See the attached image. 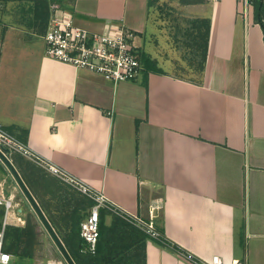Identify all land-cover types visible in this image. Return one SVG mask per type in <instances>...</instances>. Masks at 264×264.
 <instances>
[{
  "label": "crops",
  "instance_id": "0c3cea01",
  "mask_svg": "<svg viewBox=\"0 0 264 264\" xmlns=\"http://www.w3.org/2000/svg\"><path fill=\"white\" fill-rule=\"evenodd\" d=\"M47 1L46 20L37 0H0V124L132 214L148 221L156 207L155 225L173 246L225 264H264V29L254 9L246 18L241 0H174L185 35L210 21L205 61L194 43L181 74L146 49L154 0ZM53 3L61 17L93 32L123 22L161 71L146 63L138 78L115 84L47 56ZM17 159L55 225L90 208L76 188L82 198L71 203L48 187L49 176L62 180L42 167L39 177L32 162ZM15 191L6 197L17 209L3 206V228L18 216L27 222ZM146 264L192 263L149 238Z\"/></svg>",
  "mask_w": 264,
  "mask_h": 264
},
{
  "label": "built area",
  "instance_id": "2783aa9c",
  "mask_svg": "<svg viewBox=\"0 0 264 264\" xmlns=\"http://www.w3.org/2000/svg\"><path fill=\"white\" fill-rule=\"evenodd\" d=\"M254 1L241 0L242 13L246 18L249 12L254 9ZM50 9L51 14L45 33L47 56L71 64L78 69L91 71L115 84L134 80L145 70L141 36L128 28L123 22L110 24L105 32H93L75 24L72 16L61 17L58 4L53 3ZM4 147L10 150V154H7L10 158L14 154L22 155L39 166L46 168L60 180L72 185L95 202L90 214L82 221L80 229V236L87 244V251L96 252L100 237L101 210L103 209L133 222L153 239H165L154 222V210L156 207H152L150 220L148 221L132 214L104 193L95 190L68 172L39 157L29 149L26 143L22 142L0 124V150L3 152H5ZM3 190V183H0V206H4L9 212L14 203L12 199L5 196ZM4 242L5 227L0 230V264H11L14 256L4 250ZM178 252L192 264H225L224 260L218 255L210 259H203L181 249ZM48 264L58 263L50 261ZM233 264L251 263L238 260Z\"/></svg>",
  "mask_w": 264,
  "mask_h": 264
},
{
  "label": "trees",
  "instance_id": "16d2710c",
  "mask_svg": "<svg viewBox=\"0 0 264 264\" xmlns=\"http://www.w3.org/2000/svg\"><path fill=\"white\" fill-rule=\"evenodd\" d=\"M37 2L39 3L40 8L39 15H42V12H44V15L46 16L45 19L47 20L50 3H48L47 0H37ZM253 4L255 20L260 23L264 29V0H255ZM198 25L199 28L202 29L199 31V34H194L192 37L194 41L199 42L200 44V60L203 59L202 62H204L208 53L210 21L205 20L200 21L199 23L196 22L195 27ZM202 45H204V48ZM145 58L143 57L145 66L146 63L147 65L149 64L148 66L151 64L155 70L159 72L161 71V69L157 67L155 61ZM17 156L18 154L12 155V159L21 172ZM22 176L39 201L30 182L23 174ZM94 204L95 202L90 199L89 205L92 207ZM107 214L112 215V220L109 224L105 221ZM4 217L5 208L0 206V230L3 228ZM48 217L77 264H146V241L149 238H153H151L144 230L136 226V224L118 214L104 209L101 210L100 237L95 253L86 250L87 244L80 236L81 223L84 220V215L81 214L79 209H75L69 218H64L65 226L55 225L52 217L50 215ZM38 235L37 224L34 223V220L30 217L27 218L24 227L7 225L5 227L4 250L18 259L33 258L36 246L39 243ZM153 240L162 245L179 250L177 246H173V244L166 239Z\"/></svg>",
  "mask_w": 264,
  "mask_h": 264
},
{
  "label": "rangeland",
  "instance_id": "374dc122",
  "mask_svg": "<svg viewBox=\"0 0 264 264\" xmlns=\"http://www.w3.org/2000/svg\"><path fill=\"white\" fill-rule=\"evenodd\" d=\"M176 8L177 7L175 5L174 0H154L152 4L153 14L151 18V24L155 28L153 29V31H151V34L149 35L150 40L148 44L146 43V49L147 51L151 52L152 55L158 54L162 57L165 56L167 60H169L170 62H173V64L176 65L175 67H172V63H170L169 66H164L165 69L167 70L177 69L176 71L181 73V69H186V66H184L185 64H187L186 58L188 56H191V51H190V49H192L191 45H194L196 41H194L192 37L193 35L184 34L185 33L184 29L187 27V23L181 18V14L178 12ZM167 64H164V65H167ZM26 160H29V159L26 158ZM29 162H32L34 164V165L32 164L28 165L29 170L30 171L32 170V172L37 173L38 176L41 177L43 174L42 170L38 169L39 167L41 168V166H39L38 164H36L35 162L31 160H29ZM49 178H52L51 179L52 185L48 184V187L49 188L51 187L50 189H54L56 193L58 191H61L59 195L63 194V196L69 199L71 203L73 202L75 203L76 199H79L80 197L79 192L72 185L64 181L60 182L59 180L51 176H49ZM5 179L9 181L5 182ZM0 181H2L0 183H3L5 196L10 195L12 197L13 192L15 190L16 191L18 190L17 196L18 198H22L24 209L26 208L27 210L28 208L26 217L27 218L30 217L32 220H34V223L37 224V232L39 233L38 235L39 243L36 246L34 257L29 258L31 261H27L28 258L27 260L26 259H18V260L13 259L11 264H48L50 261H53V262L58 261L61 264H67L64 261L60 252L58 251V249L56 248L52 239L48 235L47 231L44 229V227L40 223L37 215L31 209L30 205L26 202L21 190L19 189L16 182L12 178L11 174L9 173V171L6 169V167L3 165L2 162L0 163ZM77 202L80 203V201H77ZM13 203L15 206L17 205L14 200H13ZM83 203L90 204V199L89 198L86 200L83 199ZM89 207L90 208H88L86 213H83L84 219L88 216L90 212L91 206ZM15 212L12 211V214H15ZM22 220H23L22 217L18 216V219L17 221L14 222L15 223L14 225L23 227L21 224ZM111 220H112V215L107 214L105 218L106 223L109 224Z\"/></svg>",
  "mask_w": 264,
  "mask_h": 264
},
{
  "label": "water",
  "instance_id": "95a60500",
  "mask_svg": "<svg viewBox=\"0 0 264 264\" xmlns=\"http://www.w3.org/2000/svg\"><path fill=\"white\" fill-rule=\"evenodd\" d=\"M3 149L5 152L0 150V160L11 174L19 189L21 190L26 202L30 205L31 209L37 215L40 223L47 231L56 248L62 255L64 261L67 264H77L74 258L72 257L71 253L69 252L67 246L65 245L64 241L62 240L61 236L58 234L57 230L53 226L51 220L48 218L47 214L43 210L41 204L29 188L28 184L25 182L21 172L13 162V159L7 156V154H10V150L6 147H4Z\"/></svg>",
  "mask_w": 264,
  "mask_h": 264
},
{
  "label": "bare ground",
  "instance_id": "6f19581e",
  "mask_svg": "<svg viewBox=\"0 0 264 264\" xmlns=\"http://www.w3.org/2000/svg\"><path fill=\"white\" fill-rule=\"evenodd\" d=\"M11 197V196H10ZM23 205V204H22ZM17 209V205L15 206L14 204H13V207H12V209L11 210H16ZM20 213V212H19Z\"/></svg>",
  "mask_w": 264,
  "mask_h": 264
}]
</instances>
